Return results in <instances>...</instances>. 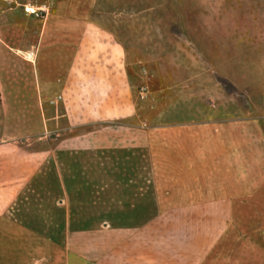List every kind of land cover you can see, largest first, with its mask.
<instances>
[{"label":"rangeland","instance_id":"374dc122","mask_svg":"<svg viewBox=\"0 0 264 264\" xmlns=\"http://www.w3.org/2000/svg\"><path fill=\"white\" fill-rule=\"evenodd\" d=\"M10 8L0 264H130L132 240L170 242L165 264H264V0Z\"/></svg>","mask_w":264,"mask_h":264},{"label":"crops","instance_id":"0c3cea01","mask_svg":"<svg viewBox=\"0 0 264 264\" xmlns=\"http://www.w3.org/2000/svg\"><path fill=\"white\" fill-rule=\"evenodd\" d=\"M1 3L5 2V0H0ZM3 12L7 13L8 15H6L5 19V23H3V31H7L8 26H12L15 25L16 22L14 23L13 18L15 16H13L14 14L12 12H14L16 14V12L14 11L13 8L7 9V10H0V14H3ZM2 41V45L5 46V49L7 51L12 50L10 44H6L3 40ZM1 44H0V51L6 52L5 49H1ZM262 124H260L261 126ZM263 127V126H262ZM184 209L178 208V209H171V210H167L164 212V214H160V215H172L173 211L176 212H180ZM132 245L131 246H125V250L124 251V256L126 257H130V259L128 260L130 264H165V259L161 258V256H163L164 254H162V252L158 251L161 248L164 249L167 247V245L169 246L168 248L171 247V243L167 242V241H157V240H132ZM111 246L114 247V249L110 250V254H115L116 258L119 256L118 253L121 252V249H117V246H122V244L119 243H112L110 244ZM162 246V247H161ZM123 247V246H122ZM85 252V250H84ZM89 254H92L93 257L95 258L96 255H99L100 253H98L97 251H95L94 248H92V252L91 250L87 251ZM95 252H97L95 254ZM87 253V254H88ZM77 259H80V252L77 253ZM170 258V257H169ZM171 259H169L168 264H172L173 260L170 261Z\"/></svg>","mask_w":264,"mask_h":264},{"label":"trees","instance_id":"16d2710c","mask_svg":"<svg viewBox=\"0 0 264 264\" xmlns=\"http://www.w3.org/2000/svg\"><path fill=\"white\" fill-rule=\"evenodd\" d=\"M220 84L222 85V86H224V88H226V83H224V81H220ZM229 86H231V85H229ZM229 88H232V87H229ZM227 90V89H226ZM263 121H260V124H263L262 123Z\"/></svg>","mask_w":264,"mask_h":264},{"label":"built area","instance_id":"2783aa9c","mask_svg":"<svg viewBox=\"0 0 264 264\" xmlns=\"http://www.w3.org/2000/svg\"><path fill=\"white\" fill-rule=\"evenodd\" d=\"M61 100L60 97L56 98L54 101H52V104H57Z\"/></svg>","mask_w":264,"mask_h":264},{"label":"bare ground","instance_id":"6f19581e","mask_svg":"<svg viewBox=\"0 0 264 264\" xmlns=\"http://www.w3.org/2000/svg\"><path fill=\"white\" fill-rule=\"evenodd\" d=\"M28 12H33V9H31V8H27L26 9Z\"/></svg>","mask_w":264,"mask_h":264}]
</instances>
